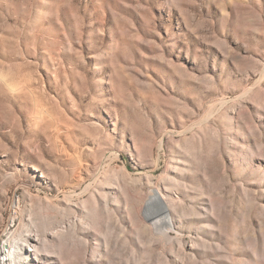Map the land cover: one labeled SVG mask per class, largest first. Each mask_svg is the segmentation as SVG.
<instances>
[{
  "label": "rangeland",
  "instance_id": "1",
  "mask_svg": "<svg viewBox=\"0 0 264 264\" xmlns=\"http://www.w3.org/2000/svg\"><path fill=\"white\" fill-rule=\"evenodd\" d=\"M9 211L27 264H264V0H0Z\"/></svg>",
  "mask_w": 264,
  "mask_h": 264
},
{
  "label": "bare ground",
  "instance_id": "2",
  "mask_svg": "<svg viewBox=\"0 0 264 264\" xmlns=\"http://www.w3.org/2000/svg\"><path fill=\"white\" fill-rule=\"evenodd\" d=\"M143 204L141 214L147 221L151 222L161 236L165 238L174 234L178 236L179 232L174 218L175 207L172 206L169 196L165 197L161 189H155L144 196ZM9 212H11V222L7 228V237L0 247V264H27L28 256L34 255V253L37 255L40 250L36 244H32L34 237L36 241V235L22 239L26 236L18 234L16 230L10 232L14 228L13 223L17 219V214L12 211Z\"/></svg>",
  "mask_w": 264,
  "mask_h": 264
}]
</instances>
